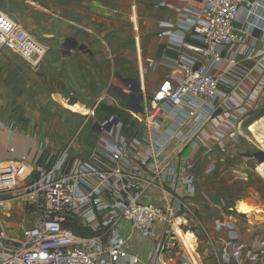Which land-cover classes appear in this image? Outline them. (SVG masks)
Returning <instances> with one entry per match:
<instances>
[{"label": "built area", "instance_id": "2783aa9c", "mask_svg": "<svg viewBox=\"0 0 264 264\" xmlns=\"http://www.w3.org/2000/svg\"><path fill=\"white\" fill-rule=\"evenodd\" d=\"M244 2L204 0L201 9L182 11L197 43L183 44L188 55L172 61V72L149 98L147 109L139 119L141 138L150 143L159 129L164 110L176 109L186 99L208 101L211 111L233 106L231 79L237 74L243 78L253 73L254 67L247 64L264 51V41H261L262 48L256 49L258 40L254 38L255 29H264L262 19L247 23L245 29L236 25ZM153 8L164 12L169 5L162 0ZM0 50L37 64L46 55L47 48L0 13ZM114 121V116L97 123L93 119L92 127L99 125L100 132L91 156H78L75 163L69 165L68 157L62 154L22 189L23 213L34 216L31 225L12 235L0 216V264H121L129 261L138 264L137 258L126 252V239L115 228L120 222H126L141 234H148L152 226L161 229L152 252V258L158 260L149 264H165L164 260L174 259L181 251L187 255L189 241L194 244L195 252L208 249L214 264H264V245L255 242L243 248L234 226L225 227L223 238L211 237L194 212L173 196L175 186H171V191L164 190L169 196L164 205L144 201L141 195L148 183L140 178V173L149 171L152 173L150 183L159 181L167 173L166 167L161 165L167 164V157L151 155L145 162L141 138L114 141L111 138ZM108 125L110 131L107 132L104 127ZM167 139L160 145L165 146ZM6 151L13 150L6 148ZM7 169L11 170L0 169V206L3 193L20 185L8 179L10 173H3ZM186 180H190L188 175L179 174L173 183ZM228 216L233 223L241 220L240 216ZM78 229L89 230L91 236L84 238L77 233ZM83 241L94 248L82 247Z\"/></svg>", "mask_w": 264, "mask_h": 264}, {"label": "rangeland", "instance_id": "374dc122", "mask_svg": "<svg viewBox=\"0 0 264 264\" xmlns=\"http://www.w3.org/2000/svg\"><path fill=\"white\" fill-rule=\"evenodd\" d=\"M146 3L145 0H0V13L47 48L37 64L0 50V133L10 140L7 137L3 140L0 134V154L4 144L13 150L6 152L9 155L0 161V169L10 168L16 175V185L20 184L2 196L0 216L8 233H19L34 218L23 213L22 189L60 155L68 157L69 165L78 156H85L84 143L87 144L93 119L98 122L95 108L111 105L112 99L117 98L111 85L126 92L116 75L122 77L123 72L136 68V46L137 42L140 46L145 26L139 23L138 11ZM70 38L79 46L84 45L91 55L74 49L64 56L62 53L67 50L63 45ZM71 106H79L80 110L74 112ZM237 137L230 148L225 144L214 145L206 152L213 160L206 157L208 164L215 168L207 169L209 176L216 174L215 166L219 164L218 174L225 182L219 185L222 195L218 205L205 204L204 208L192 210L210 226V222L213 225L224 215L240 216L242 226H255L260 231L255 234L264 238V170L257 168L264 161L258 163L253 157L264 152V140L257 147L242 132ZM73 165L75 168L76 164ZM204 191L209 194L210 186ZM250 198L255 200L250 203ZM239 202L243 203L237 208ZM244 211L253 215L247 216Z\"/></svg>", "mask_w": 264, "mask_h": 264}, {"label": "crops", "instance_id": "0c3cea01", "mask_svg": "<svg viewBox=\"0 0 264 264\" xmlns=\"http://www.w3.org/2000/svg\"><path fill=\"white\" fill-rule=\"evenodd\" d=\"M145 1L147 3L138 11L139 23L145 26L140 34V46L139 42L136 46V68L129 70V73L123 72L122 77L116 75L117 78L122 79H137L144 96V101L139 103L143 111L147 109L149 98L157 91L165 77L172 72V61L188 55L183 44L197 43L185 21L186 14L182 11L186 8L201 9L204 5V0H166L169 8L164 13L153 8V5H157L162 0ZM254 16L256 17L254 18ZM259 19L264 22V0H245L236 25L238 28L243 26L245 29L247 23L257 22ZM254 38L258 40L256 49H261V41H264V29L259 27L255 29ZM139 56L142 59L141 63ZM149 61L152 62L151 65H149ZM247 65H252L255 71L243 78L237 74L231 79L233 87L231 103L233 106L231 108L222 107L217 111H211L208 101L201 103L186 99L178 108L171 110L166 108L164 110L159 129L150 139V143L141 138L139 129V119L143 117L144 112L140 114L129 110L127 108L128 99H123L116 94L117 98L112 99L111 105H105L123 111L125 115L121 119H118L116 114L111 115L104 112L101 107L95 108L94 115L98 122H103L110 116H114L117 120L111 133V138L114 141L123 142L131 137L137 140L141 138L140 147L146 154L145 162L150 160L151 155L160 156V158L167 157L166 165L159 161V164L167 169V173L159 181L150 183L152 173L146 170L140 173V178L148 183L144 185L141 195L144 201L164 205L169 199L167 192L171 191L173 185L175 186V191H172L173 196L182 200L191 211H194L192 208L196 207L204 208L203 205L205 204L218 205L221 199L219 196L222 195L218 190L220 189L219 185H223L225 182L218 174V171L221 170L219 164L215 166L216 174L209 176L208 168H211V171L215 168L212 169V165L208 164L206 157L211 162L213 160L206 152L210 151L214 145L225 144L230 148L229 146L236 141L234 138H238L237 134L241 132L242 136L247 137L257 147H260L261 142L259 141L264 140V51ZM112 87L115 86L111 85ZM93 128L91 127L87 144L84 143L83 155L85 156H91L98 143V132L94 131ZM197 128L198 130L194 132ZM1 136H3V140L4 137L9 140L5 133H2ZM170 136L172 137L167 139ZM166 139L168 143L165 146L160 145V142ZM6 143L9 146L12 145L11 142ZM5 145H2L0 161L9 155L6 153L7 146ZM257 168L260 169L262 166H257ZM179 174L188 175L190 180L179 184L173 183L174 177ZM209 186L210 192L206 195L204 193L207 191H204V188ZM164 190L167 191L166 194ZM232 193L233 191H231ZM254 200V198H250L249 202L252 203ZM242 203H237L236 207L238 208ZM205 213L207 214V212ZM243 214L253 215L246 211ZM202 222L207 227L211 237L223 238L226 233L225 227L227 228V225L234 226L240 236L243 248H248L257 241L264 243L263 236L255 234L256 231L260 232L255 226L249 224L242 226L239 221L233 223L234 221L230 220L229 216L224 215L222 220L214 222L213 225L210 222L212 227L208 224L209 222ZM115 228L126 239L124 245L126 252L137 258L138 264H149L150 261L158 260L152 258L153 247L161 230L158 226H152L148 234H141L132 230L126 222H120ZM89 232L87 229H78L77 233L87 238L91 236ZM82 247L94 248L91 243L86 241H83ZM195 253L194 263L193 259L182 251L174 259L163 262L165 264H214V261L209 258L208 249H201ZM121 264H130V261Z\"/></svg>", "mask_w": 264, "mask_h": 264}, {"label": "water", "instance_id": "95a60500", "mask_svg": "<svg viewBox=\"0 0 264 264\" xmlns=\"http://www.w3.org/2000/svg\"><path fill=\"white\" fill-rule=\"evenodd\" d=\"M63 47L67 50L63 52L62 54L64 56H68L70 52L74 49H78L82 53H87L91 55V52L86 49L84 45L79 46L77 41L73 38L68 39ZM122 84L124 85V88L126 89V92L124 91L123 88L120 87H112V90L119 95L123 99H128V105L127 108L129 110H132L134 113H143V110L139 106V103L144 101V96L142 89L140 88V85L137 81V79H122L118 77ZM109 118V117H108ZM117 122L115 119L114 123ZM94 131L100 132V127L99 125L94 126L93 128ZM105 131H110V125L104 127ZM255 159H257L258 162L264 161V152H257L253 155Z\"/></svg>", "mask_w": 264, "mask_h": 264}, {"label": "bare ground", "instance_id": "6f19581e", "mask_svg": "<svg viewBox=\"0 0 264 264\" xmlns=\"http://www.w3.org/2000/svg\"><path fill=\"white\" fill-rule=\"evenodd\" d=\"M70 109H72V111H74V112H78L80 110V107L79 106H71ZM250 127H253V126H250ZM261 166H262V168H260V169H261V171H263L264 170V164L261 165ZM3 173H10V175H9L10 177H8V179L12 178V180L16 184V175H15V173L13 171L7 169V170H4ZM180 237L183 238L181 233H180ZM187 239H190V237L187 236ZM186 254L193 259V263H194V257H195L196 253H195V250H194V244L192 242H190V241L186 244Z\"/></svg>", "mask_w": 264, "mask_h": 264}, {"label": "trees", "instance_id": "16d2710c", "mask_svg": "<svg viewBox=\"0 0 264 264\" xmlns=\"http://www.w3.org/2000/svg\"><path fill=\"white\" fill-rule=\"evenodd\" d=\"M101 109L108 114H111V115L116 114L118 119H121L125 115L123 111L113 108V107H107L105 105H102Z\"/></svg>", "mask_w": 264, "mask_h": 264}]
</instances>
